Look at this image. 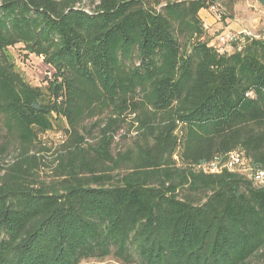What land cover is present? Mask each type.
<instances>
[{"label":"trees","instance_id":"obj_1","mask_svg":"<svg viewBox=\"0 0 264 264\" xmlns=\"http://www.w3.org/2000/svg\"><path fill=\"white\" fill-rule=\"evenodd\" d=\"M215 4L234 17L236 0L0 1V264H264V34L212 44ZM18 44L52 67L41 84ZM127 114L138 136L114 153ZM56 128L47 181L29 148Z\"/></svg>","mask_w":264,"mask_h":264},{"label":"rangeland","instance_id":"obj_2","mask_svg":"<svg viewBox=\"0 0 264 264\" xmlns=\"http://www.w3.org/2000/svg\"><path fill=\"white\" fill-rule=\"evenodd\" d=\"M1 1V0H0ZM77 7L84 8L88 11H93L98 0H76ZM237 2H241V5L238 7V12L235 11L234 17L229 18L227 12L225 17L228 19L241 18V13H247L248 9H252V14L258 12L254 7L248 6L250 3L247 0H237ZM210 17L213 21H209L207 18H204L207 28V38L209 41L218 46L223 47L224 49L231 50V46L228 41L222 42V36H226L229 33H234L233 30L228 29V21L224 18H218L216 13L207 10ZM223 15V17H224ZM250 29L254 33L264 34V16L260 19V16L256 14L252 17ZM22 44H18L14 47L10 48V51L13 55V58L17 64L18 69L23 73L24 77L31 82L32 84H41L44 78L47 75H51L53 72L52 67L45 64L43 58L37 57L32 54H25L24 49L22 48ZM134 115H126V121H124L121 125V129L115 139L114 144V153L117 151H125L127 148L134 145V140L137 138V128L135 123H133ZM108 119V115H103L101 118H92L89 121L85 122L84 127L80 129V133L84 135L86 141L93 142L97 138L99 134V124L106 122ZM99 123V124H98ZM89 131L91 134H89ZM4 132L0 133V143H4L5 140ZM40 141L29 148V155L34 154L37 157V161L40 163V175L42 178L50 181L54 174L55 167L57 165V161L55 160L57 157V152L60 150V147L67 140V135L65 132H60L59 129H55L52 131H46L44 133L39 134ZM17 150L16 145H11L6 152H4L1 156V165L6 167L12 160L13 157L16 156ZM1 155V154H0ZM240 166H235L233 170H241ZM96 261H85L82 264H90ZM113 262L111 259H106L104 262H100L101 264L111 263Z\"/></svg>","mask_w":264,"mask_h":264},{"label":"crops","instance_id":"obj_3","mask_svg":"<svg viewBox=\"0 0 264 264\" xmlns=\"http://www.w3.org/2000/svg\"><path fill=\"white\" fill-rule=\"evenodd\" d=\"M247 2H249L250 4L248 6L250 7H254L256 11L255 14H252V9H248L245 13H241L242 17L241 18H234V19H226L228 21V29L229 30H233V32H242L245 30L251 31L250 26H251V20L252 17H254L256 14H258L260 16V19H262V17L264 16V10L261 8V6L255 2L254 0H247ZM241 5V2H237L236 0V4H235V11L238 12V7ZM200 16L202 17V19L204 20V18H207L209 21H213V19L210 17L209 13L207 12V10H201L200 11ZM206 20V19H205ZM204 20V24L206 25V28H208V25L206 24Z\"/></svg>","mask_w":264,"mask_h":264},{"label":"built area","instance_id":"obj_4","mask_svg":"<svg viewBox=\"0 0 264 264\" xmlns=\"http://www.w3.org/2000/svg\"><path fill=\"white\" fill-rule=\"evenodd\" d=\"M210 11L213 13H216V16L218 18H221V10H220V6H218V4L213 5L212 7H210ZM233 38V34L229 33L226 36H222V42H226L229 41ZM245 158L243 156H237L234 158L229 159L227 166L224 167H228L229 169H233L235 166H244L246 167V170L248 169L246 164V160H244ZM216 168H213V170H215ZM255 178L258 182L260 183H264V172L263 171H258L255 173Z\"/></svg>","mask_w":264,"mask_h":264},{"label":"bare ground","instance_id":"obj_5","mask_svg":"<svg viewBox=\"0 0 264 264\" xmlns=\"http://www.w3.org/2000/svg\"><path fill=\"white\" fill-rule=\"evenodd\" d=\"M237 156H241L240 155V153H238V152H232L231 154H230V159L231 158H234V157H237ZM219 159V158H218ZM219 161V160H218ZM211 163H213V162H211ZM218 163H220V162H218ZM228 163V162H227ZM227 163H225L224 165H222V166H227ZM214 164H216V163H214ZM211 165V164H210ZM214 166V165H213ZM218 166V165H217ZM240 167H242L241 169L243 170H246V167H244V166H240ZM235 168V167H234ZM233 170V169H232Z\"/></svg>","mask_w":264,"mask_h":264}]
</instances>
